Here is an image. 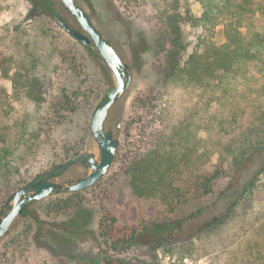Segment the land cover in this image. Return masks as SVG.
Here are the masks:
<instances>
[{"label":"rangeland","instance_id":"rangeland-1","mask_svg":"<svg viewBox=\"0 0 264 264\" xmlns=\"http://www.w3.org/2000/svg\"><path fill=\"white\" fill-rule=\"evenodd\" d=\"M52 1L78 28L58 0ZM76 2L88 13L95 10L93 24L111 41L123 61L139 62L131 70L130 88L112 108L105 123V129L112 122L114 127L117 117L122 116L121 129H114L121 145L107 175L94 187L33 203L29 207L33 219L19 217L0 241L1 264L7 262L5 257L9 258L8 264H209V256L181 261L178 255L171 256L164 249L167 242L195 241L197 233L214 219V211L175 226L146 227L156 218L154 206L145 203L142 212H138L128 205L132 190L126 174L133 161L157 143L162 124L159 96L163 75L156 10L145 0ZM189 4L192 13L200 17L201 5L195 0ZM226 24L221 21L214 31L217 45L226 42ZM183 33L190 45L189 55L196 44L197 32L185 24ZM1 63L8 78H3L5 73H1L0 67V86L7 90L8 96H13L19 75L36 66L32 78L41 82L42 103L35 106L25 100L22 104L12 102V106L16 117L34 115L36 126L42 130L43 145L26 162L15 164V169L0 170V219L21 187L73 157H66L70 150L79 148L78 154L91 153L99 159L101 153L91 134V119L114 80L102 61L56 24L42 0H0V66ZM11 125H15L13 121ZM219 161L218 154L211 157V165ZM88 174V168L77 164L56 181L70 186ZM229 180L221 178L216 190L224 189ZM74 194L78 196L73 198L70 210L60 215L48 214L52 201ZM221 212L217 210L218 215ZM113 218L117 220L114 227ZM29 226L31 230H27ZM121 230L137 233L130 243H123ZM12 237H17L15 246L8 243ZM130 237L128 233L126 238Z\"/></svg>","mask_w":264,"mask_h":264},{"label":"trees","instance_id":"trees-1","mask_svg":"<svg viewBox=\"0 0 264 264\" xmlns=\"http://www.w3.org/2000/svg\"><path fill=\"white\" fill-rule=\"evenodd\" d=\"M145 1L156 10L159 25L162 124L157 143L126 174L132 190L128 205L138 212L145 203L154 206L156 218L146 227L175 226L214 211L195 241L166 243L164 252L181 261L209 256V264H264V0H195L200 17L192 13L190 0ZM221 21L227 22L226 42L217 45L214 31ZM185 24L197 32L189 55ZM0 67L8 78L4 63ZM33 67L19 75L13 96L0 86V170L15 169L43 145L34 115L16 117L12 106L42 103ZM79 152L70 150L66 157ZM215 154L220 161L213 166ZM223 177L230 179L227 186L216 190ZM76 196L56 198L48 214L70 210ZM31 215L25 207L20 217ZM116 223L113 218V227ZM135 232L119 235L130 243Z\"/></svg>","mask_w":264,"mask_h":264},{"label":"water","instance_id":"water-1","mask_svg":"<svg viewBox=\"0 0 264 264\" xmlns=\"http://www.w3.org/2000/svg\"><path fill=\"white\" fill-rule=\"evenodd\" d=\"M48 7L51 18L69 36L78 41L96 58L102 61L113 75L112 86L106 91L103 100L92 115L91 134L100 150V157L91 153H82L71 157L64 163L57 164L38 174L32 181L21 187L12 197L8 212L0 219V241L11 231L13 224L20 217L25 207L35 202H41L53 195L81 193L94 187L107 175L117 150L121 145L118 134L122 116L110 123L105 129V123L112 108L123 98L132 83L131 70L138 67V61L125 62L122 60L111 41L103 36L93 24L91 13L86 12L76 0H58L60 5L74 18L78 28L73 26L65 15L57 9L52 0H42ZM77 164L88 168L89 174L73 185H64L56 180L68 173ZM1 217V216H0Z\"/></svg>","mask_w":264,"mask_h":264}]
</instances>
